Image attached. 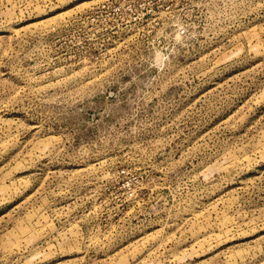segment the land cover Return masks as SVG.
<instances>
[{"label":"rangeland","instance_id":"374dc122","mask_svg":"<svg viewBox=\"0 0 264 264\" xmlns=\"http://www.w3.org/2000/svg\"><path fill=\"white\" fill-rule=\"evenodd\" d=\"M0 264H264V0H0Z\"/></svg>","mask_w":264,"mask_h":264}]
</instances>
